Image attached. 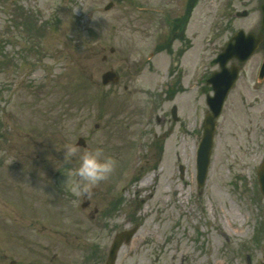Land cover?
I'll return each mask as SVG.
<instances>
[{
  "label": "rangeland",
  "instance_id": "1",
  "mask_svg": "<svg viewBox=\"0 0 264 264\" xmlns=\"http://www.w3.org/2000/svg\"><path fill=\"white\" fill-rule=\"evenodd\" d=\"M261 1L199 0L185 37L169 44L163 15L140 9L164 10L165 0H0V264H9L2 262L6 249L28 263L105 264L115 235L132 229L135 235L123 243L116 264H248V257L264 264V197L257 180L264 122L250 126L243 114L232 115L234 108H248L254 95L245 92L247 105L229 103L218 119L202 190L196 151L205 99L186 88L190 92L177 98L182 120L170 125L142 119L139 103L144 92L161 85L170 65L187 76L200 55L207 72L217 70L211 59L235 32L253 29ZM174 3L176 15L185 0ZM244 9L248 17L228 18V11ZM156 31L160 53L146 60ZM182 48V55H172ZM121 52L131 64L127 57L120 61ZM262 55L243 64L242 76L252 77ZM91 64L97 66L89 71ZM109 69L122 71L119 86L100 85ZM81 137L86 148L76 146ZM85 154L112 159L115 167L88 188L96 191L82 209L85 182L77 169ZM149 177L153 186L145 193L157 192L158 200L136 191ZM176 187L190 190L182 207ZM228 210L239 216L233 228L250 219L245 234L218 233ZM141 231L151 236L136 244Z\"/></svg>",
  "mask_w": 264,
  "mask_h": 264
},
{
  "label": "flooded vegetation",
  "instance_id": "2",
  "mask_svg": "<svg viewBox=\"0 0 264 264\" xmlns=\"http://www.w3.org/2000/svg\"><path fill=\"white\" fill-rule=\"evenodd\" d=\"M198 1L199 0H185L183 10L180 11L181 13L177 15L175 18H179V17L181 18L184 15V13H187L189 11V7L190 6L194 7V5L198 3ZM173 25L180 26V24L174 23V21H173ZM189 25L190 23L184 24L186 33L188 31ZM253 31L257 33L263 32V42L261 44L260 49H262V51L264 52V30L262 28L261 19L258 21V23H256ZM197 37H198V34L193 35L191 33L192 40L197 39ZM210 74H207V75L205 74L204 76L203 74L200 76H198L197 74L183 76L179 72L173 73L169 69L166 71V74L164 77L165 80L163 81L162 87L159 89H153V92H158V94H155L154 97L155 99L162 101L161 106L166 107L167 109L168 108L171 109V106H174V105H178V106L180 105V101L177 102V98L180 95L182 96V94L186 92L183 90L184 87L195 89L199 95V99H202L204 92L208 94L212 90L210 87L211 85L208 83ZM239 84L240 86H243V87H238ZM124 89L128 90V87L126 86ZM245 92H250L252 95H254V98L253 100L248 102L249 107L243 109L241 113H239L238 111L236 113V110L234 108L233 110L234 114H232L233 117L235 118V115H236L237 117L241 118L240 115L243 114L244 119L246 120V123H248V125L250 126L253 123L254 125L263 123L264 122V78L262 79V81H259L258 73H253L252 77L250 78H245L244 76H241V75L239 76L236 83L234 84V87L232 88V90L230 91L228 95V98L225 103V107L229 103H231L233 107L234 104L238 105L239 102L240 104L246 106L247 98L245 97ZM150 95L151 94H148V96ZM236 96L238 98H235ZM165 114L163 116L165 120V124H172L171 115H169L167 112ZM157 120L159 121L161 119L158 118ZM180 120L181 119L179 118L178 122ZM232 121H234V119ZM97 213L98 212L95 211V214ZM10 251L11 249H6V252L2 254L3 263L7 261L9 264H35L34 262H31V261L28 263L26 260L27 257L20 258L19 257L20 254L14 255V253L13 254L9 253ZM11 257H14V258H11Z\"/></svg>",
  "mask_w": 264,
  "mask_h": 264
},
{
  "label": "water",
  "instance_id": "3",
  "mask_svg": "<svg viewBox=\"0 0 264 264\" xmlns=\"http://www.w3.org/2000/svg\"><path fill=\"white\" fill-rule=\"evenodd\" d=\"M264 7V6H263ZM109 8V7H108ZM246 12L238 14V16H244ZM235 44L231 43L226 49V52L220 56L219 62L223 61V66L222 68L225 69L226 63L232 59L233 57H237L241 60H246L259 46L261 42L260 37H255L254 35H249L246 37L243 32L238 33L234 39ZM218 62V60H217ZM238 67H233L232 70H228L226 73L225 78L229 83L227 86H225V91L221 92L218 90V97H221L220 100H212L209 101L211 105V113H208L205 119V127H204V136L200 144L199 152H198V180L201 185V187L204 185L207 172H208V167L210 163V155L213 147V137H214V132H215V119L218 117V115L221 112L222 108V102L223 98L226 95V91L230 88L231 84L234 82L237 74H238ZM213 77L215 78V83L218 82L222 79L221 74L219 75H214ZM114 76L109 74L106 77L105 83H107L109 80H114ZM219 88V87H217ZM183 173V169H182ZM259 181H260V187L261 191L264 194V164L262 166V169L259 171ZM136 229H133L131 231L123 232L119 234L111 248L108 261L106 264H115V260L117 257V251L120 248V246L123 244L124 241L129 242L133 235L135 234Z\"/></svg>",
  "mask_w": 264,
  "mask_h": 264
},
{
  "label": "bare ground",
  "instance_id": "4",
  "mask_svg": "<svg viewBox=\"0 0 264 264\" xmlns=\"http://www.w3.org/2000/svg\"><path fill=\"white\" fill-rule=\"evenodd\" d=\"M151 180H152V177L147 178L140 186L137 187L136 191H137V193H141L143 195L145 194L146 197L144 196L143 197L144 199L145 198H149L150 196H152L154 199L158 200L159 196H157V194H158L157 192H154V194L151 193V192L150 193H145L147 190L152 189L153 183H152ZM167 183H168V188L166 189V192H168L167 190L170 191L169 182H167ZM176 191H179L178 194H179V198L181 199V205L180 206L182 207L184 205V201L183 200L187 199L189 197V195H190V190L185 192L182 188L176 187L175 192ZM215 194H216V191H215ZM185 196H187V197L185 198ZM218 198H221V196L216 194L215 195V199H218ZM210 211L213 214L212 206H210ZM147 213H148V209H146L145 211L142 212V214H147ZM237 218H239V216L237 214L230 213V210H228L225 213V215L223 216V223L222 222L218 223V226H219L218 227V233H220V234L224 233V234L232 235L234 237H235V235L239 236V235L245 234L248 231V228L246 227V224L249 222L250 219L245 220V221L242 220L241 228H240V225L238 226V224H240V223H237V226L235 228H233L232 226L236 223L234 220H238ZM214 220H215V218H213V216H212L211 221L214 222ZM242 227H245V230L242 229ZM150 236H151V232L149 233V232L141 231L140 236L135 238V243L136 244H138V243L144 244V243H146L148 241ZM208 251L210 253H208V255L205 256V258L207 260L211 259V257L213 256L211 253H213L214 250L212 249V250H208ZM119 253H120V256H121L122 248L120 249ZM173 255H174V253H173ZM213 263L214 264H218L216 262V260H214ZM220 264H222V263H220Z\"/></svg>",
  "mask_w": 264,
  "mask_h": 264
},
{
  "label": "clouds",
  "instance_id": "5",
  "mask_svg": "<svg viewBox=\"0 0 264 264\" xmlns=\"http://www.w3.org/2000/svg\"><path fill=\"white\" fill-rule=\"evenodd\" d=\"M74 149H69V155H72ZM115 162L112 159L100 160L96 154H85L82 157L77 175L84 183L85 191L102 179H105L114 169Z\"/></svg>",
  "mask_w": 264,
  "mask_h": 264
}]
</instances>
